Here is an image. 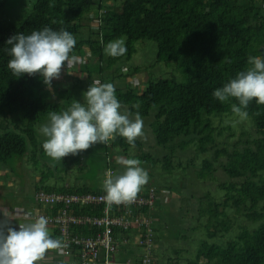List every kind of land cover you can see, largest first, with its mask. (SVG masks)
<instances>
[{
  "label": "trees",
  "instance_id": "trees-1",
  "mask_svg": "<svg viewBox=\"0 0 264 264\" xmlns=\"http://www.w3.org/2000/svg\"><path fill=\"white\" fill-rule=\"evenodd\" d=\"M9 7V0H0V169L15 172L31 148L51 159L37 142L36 127L48 112L65 110L76 99L73 89L83 83L80 73L68 72H75V65L68 68L66 63L67 76L76 81L67 88H53L59 82L52 80L49 89L39 73L13 76L7 67L9 37L45 26L65 29L76 39L70 55L80 57L78 69L89 74V83L113 85L122 77L131 82L142 78L141 66L124 73L121 68L136 54V42L151 40L157 45L155 72L169 76L152 73L144 88L114 86L123 106L148 118L164 156L144 154L141 141L132 146L117 136L66 156L72 160L66 163V172L73 165L83 169L87 151L86 156L98 159L106 170H116L118 157L130 158L136 152L141 167L150 173L160 165L163 178L179 177L177 182H150L137 195L156 189L155 203L142 211L153 219L159 249L174 251L170 264H264V105L254 99L247 117L240 118L231 110L232 104L238 105L235 98L222 103L213 96L216 88L249 67V56L261 55L264 0H36L29 14L13 13ZM117 38L126 39V54L105 55L104 46ZM54 171L59 177L61 171L57 167ZM38 183L37 189L48 191H101L81 183L74 187L48 186L44 179ZM163 190L174 196L166 201ZM174 212L179 214L176 221L168 217ZM166 238L171 243L165 245ZM175 241L188 245L182 249ZM124 250L122 258L134 256L136 263L141 262L134 249Z\"/></svg>",
  "mask_w": 264,
  "mask_h": 264
},
{
  "label": "clouds",
  "instance_id": "clouds-1",
  "mask_svg": "<svg viewBox=\"0 0 264 264\" xmlns=\"http://www.w3.org/2000/svg\"><path fill=\"white\" fill-rule=\"evenodd\" d=\"M6 43L11 46L7 67L12 75L20 77L39 73L49 89L52 80L59 78L65 63L68 68L75 63V57L70 53L76 39L65 29L53 30L45 26L28 35L17 33ZM126 52L123 38L109 41L104 46L107 56L119 57ZM247 64L249 67L213 92L214 98L222 103L235 98L238 105L232 104L231 110L240 118L247 117L246 109L254 99L257 104L264 105V55L249 56ZM83 96L85 103L73 100L65 110L48 112L47 123L39 128L45 137L42 148L52 161H60L69 154L77 155L97 143L107 144L117 136L126 138L132 146L138 138H143V119L139 111L133 114L125 108L121 112L122 104L112 83L95 80ZM132 107L138 109L139 105ZM117 163L124 167L123 173L109 172L103 180V201L109 208L133 203L150 179L136 158L118 157ZM7 173L11 175L12 172ZM34 210V207H24L12 217L32 221ZM3 215L5 219L0 221V264H38L49 250L63 255L68 247L67 243L58 239L57 231L53 230V235H50L52 228L48 227V219L44 216H38L30 223H19L17 230L10 226L9 217L5 213Z\"/></svg>",
  "mask_w": 264,
  "mask_h": 264
},
{
  "label": "built area",
  "instance_id": "built-area-1",
  "mask_svg": "<svg viewBox=\"0 0 264 264\" xmlns=\"http://www.w3.org/2000/svg\"><path fill=\"white\" fill-rule=\"evenodd\" d=\"M64 68V67H62ZM70 70L68 72L70 73ZM115 173L110 167L105 172ZM166 201L173 197L169 190H163ZM103 186L99 192H56L39 189L34 200L40 207L31 213L32 220L38 216L48 219V227L58 232V239L67 243L64 257L77 258L78 264H152L155 250L153 219L142 211L152 207L157 196L155 188L137 196L130 205H113L109 208L103 201ZM86 212L74 214L78 208ZM44 210V211H43ZM28 212V209H26ZM84 228L85 231H79ZM79 232H82L80 234ZM142 247L145 252L141 262L134 258L122 259L124 247Z\"/></svg>",
  "mask_w": 264,
  "mask_h": 264
},
{
  "label": "rangeland",
  "instance_id": "rangeland-1",
  "mask_svg": "<svg viewBox=\"0 0 264 264\" xmlns=\"http://www.w3.org/2000/svg\"><path fill=\"white\" fill-rule=\"evenodd\" d=\"M35 1L36 0H9V6H10L9 8H11V11H13V13L17 12L18 10H21L22 13L29 14L33 9V5ZM108 3L112 4L111 1ZM95 11H97L96 8L93 9V13ZM93 25H97V24H93ZM82 31L86 32L87 30L85 28L83 30L82 28ZM123 39L124 41L126 40L125 38ZM135 46H136V54L132 57V59L126 60L125 62L126 66L124 68L123 67L121 68L122 69L121 72L124 73V70L126 69H131L132 67L135 66H141L140 71L142 78L138 79L136 82H134L136 80L134 79V81L131 82L130 79H125L122 77L116 79V81L114 82L115 86H117L118 84L122 86L128 84L130 87L135 89L140 88L141 86H143L144 88L146 82L149 79V76L152 73L159 74V78H164L169 76L160 70H157V72H155V70L158 68V67H153V63H152L157 56V45L155 42L151 40H142L136 42ZM84 61H86V59ZM80 63H81L80 57H75V63H74L75 66L73 65L75 72L72 71V69L70 70V72L76 73V75L80 73L78 76L82 79L83 83L77 86L79 87V89L74 88L73 91L76 93L75 100H79L81 103H85L83 93L87 91L91 83H89L88 81V78L90 77L89 74L83 73V71L81 72V68L78 69ZM66 65H64L63 67L66 68ZM147 66H151V67L147 68ZM64 68L61 69L59 78L53 79L54 81L59 82L57 86L54 85L53 88H59L63 86H66V88L71 87L73 83L76 82L74 81V78H71L70 75L67 76L65 72L66 69ZM116 68H118V64ZM103 78L108 79L107 75H104ZM140 83H143L144 85L142 84L140 85ZM71 103L72 102L67 103V107L70 106ZM67 107H65V109ZM125 108L127 107L122 105L121 112H123ZM142 119H143L144 136L143 138H138V140L142 142V146H143L142 149H144L143 151H145L144 154L148 153L151 154V156H155V153L157 154V156H159L158 154L163 155L165 153L164 152L165 149L157 145L155 135L148 126V120H147L148 118L142 117ZM47 121H48V117L45 118L44 121L38 127H36V131H37L36 139L38 143H43L45 139V137L39 132V128L42 124L47 123ZM88 150H90V148H88ZM87 152L83 153V156L86 158V162L83 169H79L77 165H73L71 167L69 166L72 169H69L71 171H69L68 173L66 172V170L68 169V165H66V163L67 164L71 163L72 160H70V157H68L67 159L65 157L62 158L63 160H65L64 161L65 163H62L60 165L59 163H57L58 161H52L51 159L47 160L44 156L40 154V152L37 149L33 150V148H31V152H29L27 157H25L22 164L18 163V166L16 167L15 170L16 179L12 177L14 175V172H12L11 175L6 174V176L0 177L2 181V184H0V200L4 202H9L10 200H12L11 204H15L19 206V204L22 203V201L25 198L34 199L35 187H36L35 185L39 184L38 180L40 179H44V184L48 186L57 185L60 187L63 185H69L71 187H74L75 185H77V183H81V184H88L92 186L93 189L94 187L95 188L98 187L99 189H101V187L103 186V180L105 179V172L107 170L103 169V166L100 164L98 159L94 157L88 158L86 156ZM130 158H137L136 152H133ZM55 167H57V169L61 171L59 177L55 176V174L58 173V171L57 172L54 171ZM0 168H1V164H0ZM143 168L148 172L150 179L149 182L146 185H144L142 188H147L150 182H154L157 185L159 183L163 184V182L165 183L167 181L170 182L179 181L178 180L179 177L177 176L171 179L170 178L167 179L166 177L163 178L160 171L161 170L160 165L157 168L159 170H155V171L152 170V173H150L146 169V167ZM6 169L7 172L10 170L8 167ZM52 170L55 172V174H53ZM123 171H124V167L118 164L114 174L123 173ZM44 174H48V176L45 177ZM10 179L11 181H17V182L11 185ZM142 191L144 190L142 189ZM168 217L173 218V221H176L175 219L179 217V214L177 212L176 213L174 212L170 216L168 215ZM166 239L167 241L164 243L165 245L171 243L172 239L170 238H166ZM175 244H177V246H179L182 249L184 248L185 245H188V243H185L183 241H175ZM128 249L130 250L134 249V251L139 255H143L145 252V250L142 247H133L132 242L128 244ZM187 254L188 253L185 252V250L182 251L183 257L184 256L187 257ZM189 255H190V251H189ZM53 257L55 259V262L53 264H67L65 262L66 259L61 255H58L56 252H53ZM173 257L175 258L174 251L171 252V250L169 249L165 251L162 249H156L153 253L152 264H166V262H169L170 264ZM164 260L165 263H163Z\"/></svg>",
  "mask_w": 264,
  "mask_h": 264
},
{
  "label": "crops",
  "instance_id": "crops-1",
  "mask_svg": "<svg viewBox=\"0 0 264 264\" xmlns=\"http://www.w3.org/2000/svg\"><path fill=\"white\" fill-rule=\"evenodd\" d=\"M10 172H12L11 170H9ZM7 173V169H0V177H4L6 176ZM13 178L16 179V173L14 172V175L12 176ZM39 181V180H38ZM11 185L13 183H16L17 181H11ZM0 184H2L1 178H0ZM37 186V184L35 185ZM42 188V187H41ZM45 189V188H42ZM37 190V187H35V191ZM47 190V189H46ZM48 191V190H47ZM12 200H10L9 202H4L2 200H0V221H3L5 219L3 213H5L10 220V226L16 228L17 230H19V223H30L33 222L35 219L31 220H27L25 218L20 217L19 220L15 219L12 217L13 214H16V212H18L19 210L23 209L24 207H34L36 208V211H38V207H40V205L37 204L36 201H34V199H30V198H25L22 203L19 204V206L15 205V204H11ZM44 211V210H43ZM87 209L86 208H82V207H78L73 213L74 214H81L82 212H86ZM79 231H83L84 232V228H78ZM80 234H82V232H79ZM50 235H53V229H50ZM155 250L159 249V245L157 243V241L155 240ZM53 252H56L58 254L57 251L55 250H49L48 252H46L45 255V259L43 261L38 262V264H53L55 262V259L53 257ZM60 255V254H58ZM62 257H64L63 255H61ZM66 260L65 262L67 264H78V260L77 258H71V257H64ZM75 261V262H74Z\"/></svg>",
  "mask_w": 264,
  "mask_h": 264
},
{
  "label": "water",
  "instance_id": "water-1",
  "mask_svg": "<svg viewBox=\"0 0 264 264\" xmlns=\"http://www.w3.org/2000/svg\"><path fill=\"white\" fill-rule=\"evenodd\" d=\"M260 50H261V55H264V46H262V47L260 48Z\"/></svg>",
  "mask_w": 264,
  "mask_h": 264
},
{
  "label": "bare ground",
  "instance_id": "bare-ground-1",
  "mask_svg": "<svg viewBox=\"0 0 264 264\" xmlns=\"http://www.w3.org/2000/svg\"><path fill=\"white\" fill-rule=\"evenodd\" d=\"M156 190V189H155ZM157 193V192H156ZM152 225H154V224H152ZM155 251V250H154ZM132 252V251H131ZM156 256V255H155ZM123 257V256H122ZM131 257V256H130ZM133 258L134 259H136L137 260V258H135L134 256H133ZM124 259V258H123ZM76 260V259H75ZM75 262V261H74Z\"/></svg>",
  "mask_w": 264,
  "mask_h": 264
}]
</instances>
